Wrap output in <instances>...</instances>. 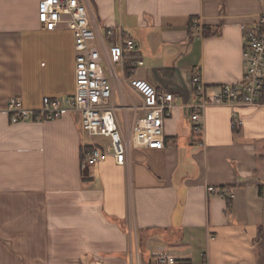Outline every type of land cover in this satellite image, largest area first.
<instances>
[{"label":"crops","instance_id":"obj_1","mask_svg":"<svg viewBox=\"0 0 264 264\" xmlns=\"http://www.w3.org/2000/svg\"><path fill=\"white\" fill-rule=\"evenodd\" d=\"M39 1L0 0V264H157L155 250L180 264H264V106H208L202 135L185 106L194 75L208 92L242 78L243 29L264 0H82L100 38L120 28L136 42L134 76L175 97L163 148L130 147L124 165L108 155L86 170L83 151L106 139L78 111L15 123L8 112L13 97L35 110L75 93L73 33L43 29ZM129 76H111L127 138L145 113Z\"/></svg>","mask_w":264,"mask_h":264},{"label":"built area","instance_id":"obj_2","mask_svg":"<svg viewBox=\"0 0 264 264\" xmlns=\"http://www.w3.org/2000/svg\"><path fill=\"white\" fill-rule=\"evenodd\" d=\"M38 20L48 31L61 26L72 31L75 93L65 99L44 97L42 107L35 110L24 108L21 100L13 97L8 103L11 121L49 120L60 117L67 109L78 111L83 130L92 137L106 139L83 151V170L104 161L108 155H112L117 164L124 165L130 147L163 148L164 123L171 116L175 97L172 92L159 91L149 81L134 76V70L143 65L142 60L131 57L136 42L126 37L120 28H108L105 38H100L97 25L82 0H40ZM191 29L192 35L203 37L206 27L199 18H194ZM106 64L111 66L109 72ZM243 66L239 81L223 83L213 92H208L200 75L192 77L195 101L185 106L195 133L202 135L204 131L202 117L208 106H264V16L257 24L243 29ZM125 69L130 70L128 83L142 98L145 110L134 120L128 138L117 121L111 81V76L117 77ZM232 124L233 128L242 124L237 111L232 114ZM208 191L215 193L217 188L210 186ZM152 259L157 264H180L176 256L163 250L153 251Z\"/></svg>","mask_w":264,"mask_h":264},{"label":"rangeland","instance_id":"obj_3","mask_svg":"<svg viewBox=\"0 0 264 264\" xmlns=\"http://www.w3.org/2000/svg\"><path fill=\"white\" fill-rule=\"evenodd\" d=\"M120 111H117L116 110V115H117V118H118V120H120V118H122L121 116H122V114L121 113H119Z\"/></svg>","mask_w":264,"mask_h":264},{"label":"trees","instance_id":"obj_4","mask_svg":"<svg viewBox=\"0 0 264 264\" xmlns=\"http://www.w3.org/2000/svg\"><path fill=\"white\" fill-rule=\"evenodd\" d=\"M205 34H206V29H205V31H204V35H205ZM131 57L138 58L137 55H132Z\"/></svg>","mask_w":264,"mask_h":264}]
</instances>
